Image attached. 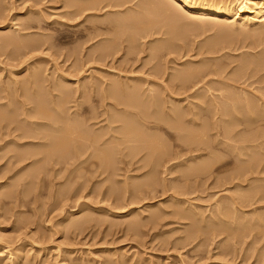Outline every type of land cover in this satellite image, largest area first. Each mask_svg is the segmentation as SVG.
I'll return each mask as SVG.
<instances>
[{
	"label": "rangeland",
	"instance_id": "rangeland-1",
	"mask_svg": "<svg viewBox=\"0 0 264 264\" xmlns=\"http://www.w3.org/2000/svg\"><path fill=\"white\" fill-rule=\"evenodd\" d=\"M149 1L150 0H148V2ZM228 1H231L232 4H244V1L242 0ZM148 2L147 0H137L136 3L135 0L134 3L133 0L131 2L132 4L128 7H124L126 5H123V7L118 5L109 6L110 8L107 6L101 9L103 11H94L95 16L92 18L90 17V19L94 18L95 20H100L101 17H103V19L104 17H106L110 20H113L112 17L117 15L115 16L117 20L115 18L113 22H110L111 25L110 23L108 25L103 24L99 29L97 28L98 30L96 29V32L100 33V36L97 37L98 39L95 38L93 39V41L91 40L92 42L87 41V43L89 42L88 44L86 42L83 43L82 45H84L85 47L83 46L84 49L79 52L80 48L78 47V43L82 42L85 37L79 38L76 36V34H74L76 27L70 28L63 24L61 25L60 22L63 20L61 19L62 12L64 11V8H62L63 0H0V19L4 21L3 22L2 20H0V31L2 30L0 32L1 34H4L5 32L6 34L11 33V30H13V28H19V26L17 27V25H23L25 27V25L22 23L24 22L27 25L26 21L30 20L31 24L28 22L30 24L27 26L28 29H24V27L22 26L23 28H20V30L22 29L20 33L30 32L29 35L31 34V37L40 35H44L45 37L48 36V38H50L49 41L51 42L50 43L48 41L50 45L45 43L44 46L39 48L38 50H32L33 53L29 54L27 52V54L25 55L27 59L23 55L25 61L23 60V57L21 58L22 61H7L6 57H4L5 55L1 54L0 61L2 62L0 63V68L2 72L0 70V78L1 80H4L3 82L7 81L5 83L9 84L11 82L8 83V80H17V78L20 80L21 78H24L26 75H28V73L34 66L37 68L39 66L40 69L42 68V76L44 74L46 75V83H51L53 79L55 80L60 78V80L58 81L63 80L68 83L69 86L74 87L78 85L76 87L80 88L82 87V84L83 86H85L86 84L89 85L91 83H93V87L91 88H99L98 83L104 80L102 84L104 86L105 80H112V77L114 78L113 80L115 82H117V77H121L120 79L122 80L124 76V78H140L141 80L146 78V81H141L145 83H142L143 88H148V86L150 87V85H152L155 81L156 85L153 84L151 86L152 88H154V90H152L158 93L161 89H163V93L161 91L158 94L160 97L163 96L164 100L167 101L166 104L163 103L165 104L164 106L168 105L169 108L172 105H174L175 107L179 105L178 107L179 109H181L180 112H184L182 113L183 116L180 115L181 118L179 116L177 117L179 118V120H177V118L175 119V121L177 122L173 120V122L178 125L177 129H179V131L181 132H191V134L195 132L196 135H198L199 137L201 136L200 138L202 145L200 143L199 147L206 149H203L201 152L194 151L191 154L188 151V148L183 145V143L177 138V135L174 134L173 130L168 129V132L172 133L168 134V132L165 133L160 129L158 130V128H150L151 126L147 124L146 126H149V128L145 127L144 132L147 131V134L152 133L153 135H157L162 146H167V150L170 149L169 151L173 150V152H177L178 155L180 154L179 157L173 160L174 162L172 160H170L169 163L166 162L167 165H165V169L167 171L164 169V166L163 168H161L162 165L158 167V169H164V172L163 170L161 171L160 169H157L159 172L161 171L160 173L158 172L159 174L156 173L158 174L160 180L159 184L157 185L158 187L152 186V188H154L152 189L149 187L150 185L147 187L144 185V183L147 182V180H149V178L151 177L149 175H152L149 174L152 172V170H150L151 165L148 164L149 166L146 167L147 165L144 162L143 154L145 152L139 153L140 155H137L135 159L129 161V163H116L114 166L116 168H111L114 174L111 172V170L109 171L111 174L109 172L101 174L99 173V171H97L96 173L97 168L95 166L92 167L91 165L87 166V164H83V166L77 168L78 170H74L76 175L73 173L72 176H70L72 177L70 179L68 177V171L73 168L72 166L67 167L63 165H55V167H53L51 165L48 166V164H45V167L42 168L43 170L38 173V175L36 174V177L38 176V179L35 177L34 179H32L33 177H28L31 174L30 172H32L31 170L35 168V162H32V160L30 159L31 161L25 160L26 162H17V164L12 162L11 159L7 160V157L12 155L11 153H13V151L9 152L8 150H13V148L15 147L14 144H9V149L6 148L7 146L5 148L3 147L4 149L0 148V170L2 169V171H0V177L2 176L0 179V185H3V190L0 189L2 191H0V194L4 193V191H6L8 187H10L8 189H14L16 191H11L10 193L12 195L10 194L9 198L8 196L6 198L2 197L3 199L0 197V264H264V195L262 194L264 193V68L255 67V70L253 69L254 67L252 68L247 66L243 70H237L242 64L240 63L242 62L241 59L244 63L246 60L249 62L250 58V61L255 60L257 58L256 55H263L264 38L262 39V44L259 43L258 45L253 46L251 38L252 36L253 38H255V35H257V37L259 35L264 37V26L250 28L247 30L245 29L246 32L244 30L242 32L240 30L236 31H240V33H244L246 34V36H248L249 34L248 37H251V45H249L250 42L248 41V37H246L248 40L241 37L245 41L249 42L243 43V40H241V38L240 41H236V37L233 36V40L232 35H234L235 32L231 34V36L225 35L226 32L232 31V25L229 24L230 21H221L217 19L216 22V20L210 21L207 18L201 19L202 22H200L199 18L193 19L195 21V24L197 21L198 25L194 26L193 22L192 25L189 26V29L188 25H186L184 28L188 29V31L190 32L183 29V31H185L184 33H182L183 36L178 35L181 33L175 31L177 32L176 39V35L174 34V32L171 34L155 33V35L142 37L139 39L137 36H135L137 38L133 37V39L135 40L130 43L128 42V36L129 34L134 33V24H132L131 16L128 15H131L132 10L138 9L137 4L142 7L141 12H144V8L146 10L147 7H150V5H148ZM103 4L105 3L103 2ZM103 4L101 3L100 5ZM144 4H147V7H143ZM118 8L124 9H122L121 11ZM105 10L108 11L110 15H108V13H105ZM129 10L131 11V13ZM115 11L119 12V14H117V12ZM2 14H4V17L2 16ZM133 14L137 18H142L141 15L143 13H140L141 15L138 13L140 17L136 13ZM35 18L37 19L35 22H33ZM124 18L127 19V21H125L129 24H127L126 22L124 23ZM189 18L186 19V21L188 20L187 22H189ZM120 19H122L123 23L126 25H123L122 20L119 22ZM37 20L40 21H38V24L36 25ZM115 21L119 23H117L116 25V23L114 24ZM85 24L88 23L85 22ZM200 24H204L202 25L203 27ZM118 26L120 27V30ZM116 28L119 31H117ZM191 28L194 29L192 30ZM219 28L221 29V31ZM114 31L116 32L114 33ZM250 34H252V36H250ZM108 35L118 37L119 41L121 42L119 47L123 46V48L125 49L121 47V49L118 51L119 54H115L116 56L114 55L115 57H113L112 59L110 57L107 58L106 61L102 64L99 62V64L91 63V65L90 63H87L88 65H86L85 63V68L83 66V68H81L82 70H79L80 68L77 66L78 71H76L77 67L75 66V64L80 65V63L82 64L85 61L80 60V63L76 62H79V59L81 58L85 59V57L83 58V56H85V52L89 51V46H93V43L94 45H96L97 42L98 44L101 41L104 42V37ZM179 36L181 37L179 38ZM228 36L230 37V41L228 40ZM224 37L228 41L225 40ZM169 39L170 41L173 40V43L170 44H173V50L175 52H173V50L169 52H167L168 50H162V52L160 51L161 53H156V51L154 52V50H152L154 46L158 45L159 43L161 44L162 41H169ZM213 42H215V44H213ZM132 43L134 44V51H132L133 53L130 56L128 55V57L123 55L126 54L125 51H128V48H131V46H133ZM126 45L128 48H126ZM210 46H212L213 49ZM76 47L78 48V51H76ZM86 47L87 50H85ZM135 47H137V49ZM0 51L3 52L1 48ZM67 54H70L71 56H68ZM156 54L159 55L155 57ZM5 61L8 64H5ZM203 62L208 66L206 67L207 69H205L204 75L202 74L201 78L203 79H201L200 81L198 80V82L195 81L196 84H193L194 87L189 86L188 89L190 91L187 89V91L183 90L184 92H182L181 89H178L176 87L178 86V83L173 80V74L179 72L180 69L181 71H184V69H188L189 66H198V64ZM152 64H157L160 65L159 67H162V70L160 71L162 75H160L159 73L158 76L157 74L156 76H154V73L152 71ZM2 66L6 69L2 68ZM12 66H14V68ZM73 66L76 68H74ZM150 67L152 68V70ZM234 70H236L237 74ZM9 71H14L13 73H15L12 76L9 75V77L11 76L12 79L8 78L7 74ZM63 74L65 76L64 78L59 77L63 76ZM150 74H152V78L150 77ZM116 75L119 76L116 77ZM153 76L155 77L154 79ZM6 78L8 79L6 80ZM66 78H68L69 80L66 81ZM101 78L104 79L102 80ZM120 79H118L119 82H121ZM137 79H132L131 83H133V80L136 81ZM75 80L79 82H74ZM107 80L106 83L108 82ZM139 81L137 80L136 82L139 83ZM54 82H56V80ZM88 82L90 83L88 84ZM148 82L153 83L149 84ZM165 83L168 85H166ZM174 83L176 84V86ZM87 85L83 87L84 91H86V88L89 89L90 86H92V84L89 86ZM172 85H174V87H172ZM10 86L13 87V85ZM166 86L167 88H169V86L172 87L171 89L174 88V91L170 89L172 92L171 93L170 90L167 89L169 90L167 92ZM177 89L181 92H179ZM242 90H244L245 92H242ZM170 93L173 94V98ZM176 93H178V96H175ZM28 94H30V92ZM77 94L78 93H76L75 95V99L77 97ZM167 94L168 96H166ZM243 94H246V99H250L253 97L252 100L250 99V104L253 105V108H250L251 110L255 109L254 112L248 111L250 108H246V106L244 105H241L242 107L240 106V103L242 104L243 102ZM99 96L100 95H94L91 96L90 99L88 98V101L91 100V103L88 102V104H92L96 108L95 110L98 111H96L98 115L102 113L99 111H102L103 109L108 110V113H112V115L114 114V112L116 116H119L117 115L118 113L121 116L123 115V112H119L117 109V107L120 105H117V107H115L114 103H112L113 99L112 101H110L109 99H105L104 101H102ZM235 97L236 99H233ZM79 99L81 98L79 97ZM79 99L77 98V100ZM101 101L102 104L100 103ZM171 103L173 104L169 105ZM174 103L177 104L175 105ZM237 104L240 106L239 109L242 111L238 109ZM256 104L257 106H255ZM73 105L74 104L72 101V107L70 108H74ZM97 106H99V108ZM108 107L114 109V112L113 110L109 111ZM178 107L176 108L178 109ZM15 108H17V105L15 106ZM118 108L122 109L123 107L120 106ZM243 108L246 109V112H251L252 114L246 113ZM151 109L154 111L153 106H149V109L144 110V112L147 111L145 113H148L147 115H149V113H152ZM72 110L73 109H70L69 112H71ZM115 110L118 111V113ZM136 112L137 110H134L132 113L135 114ZM102 115L105 116L106 114L103 113ZM102 115L100 114L101 118H103ZM125 115L126 114L124 113L123 117ZM129 116L126 115L125 118ZM183 117L186 120L183 119ZM129 118H131V116ZM192 118H195L196 120ZM98 119L97 121L95 120L96 125H92L91 127H89V129L94 130V132L96 133H98V131L100 130H98L99 127L101 128L106 125L105 120L102 122ZM250 122L251 124L248 125ZM180 123L181 125H179ZM229 124H231L230 127ZM102 129L104 130V128ZM260 135H262L263 137H261ZM251 137H254L252 139H255L256 141L251 140ZM167 141L168 143H166ZM20 147L19 148L21 150L25 146ZM19 148L15 147L14 152H19ZM179 151H181V153ZM242 152L244 155L242 154ZM6 153L8 154L6 155ZM237 153L240 154L238 155ZM196 155L200 157H196ZM237 156L239 157L238 159ZM211 162L213 164L211 166L212 168L210 167V170L209 172H206V175L201 174L203 176L199 175V177L198 175H196L195 177L197 178H195L193 174H191L193 175V177L187 175L190 174L188 173L189 171H186L187 168L185 169L187 165L190 167L191 165L198 166V164L201 165L202 163L205 164ZM41 164L40 166H42ZM246 165L248 167L251 166L252 170H243L246 172L245 173L242 171L243 176L245 175L244 178L243 176H238V174L235 172L237 170L236 168L240 166H242L243 168H248ZM46 166L48 167V169ZM169 166L173 167L169 168ZM65 167H67L68 169H66ZM50 169L52 170V173L49 172ZM168 169H172V172L170 171L172 174ZM183 169L184 171H186L184 173L188 178L182 177L184 175ZM91 170L95 171L92 172ZM231 171L233 172V174ZM86 172H88V174ZM59 173L63 174L60 175ZM78 175L80 176L77 177ZM234 175H237L238 177L236 176L235 178ZM41 176L43 179L41 178ZM76 178L78 179V181H76ZM107 178L110 180H108ZM83 179L85 182H83ZM7 181H9L10 183ZM29 183H31L32 185ZM139 184H143L144 186L136 189V185L139 186ZM4 186L6 187L4 188ZM108 187H111L110 190L115 188L114 190H116L118 193L120 190H122V192L120 191V197L117 194L115 196L116 191L111 193L109 191H106L109 189ZM27 188H29V191ZM134 189H136L135 192L133 191ZM261 189L263 192L261 191ZM124 190L126 191L124 192L121 199V194ZM254 190H257L256 192L261 191L262 193L259 192L258 194H255ZM74 191L76 194L74 193ZM246 191L250 192V194L254 191L251 196L249 195V199L247 198L248 192ZM242 193L246 196L240 195ZM253 194L255 195L253 196ZM10 196H12L13 198ZM232 200H235L234 202H236L234 203V205L231 204ZM238 200L240 203L238 202ZM230 204L234 208L231 207ZM174 208L178 214L175 213ZM70 212H73L72 220L78 218L80 219L88 215L92 218L89 222H86L82 226L74 229L71 224L72 220H66ZM89 216L88 218H90ZM135 220L138 224L136 228H132L130 226L131 222ZM59 222H61V224H59ZM210 225L211 227H209V230L207 229L206 232L205 228ZM221 225L226 227H223ZM72 228L75 230V232Z\"/></svg>",
	"mask_w": 264,
	"mask_h": 264
},
{
	"label": "bare ground",
	"instance_id": "bare-ground-1",
	"mask_svg": "<svg viewBox=\"0 0 264 264\" xmlns=\"http://www.w3.org/2000/svg\"><path fill=\"white\" fill-rule=\"evenodd\" d=\"M4 1V0H3ZM133 0H63V3H62V8H64L63 12H62V18L63 19L60 23L61 25H65L67 27H76L75 28V31H74V34H76L77 37L79 38H82V37H85V39L82 41V42H79L78 43V47L80 48L79 52H81L84 45H82L83 43H87V41H93V39L97 38L98 36H100V33L99 32H96L100 27L101 25L105 24V25H108L110 22H113V20L116 18L115 16H113V20H110L109 18H106L104 17H101L100 20H95L94 18L93 19H90V17H94L95 16V13L94 11H103L101 10L103 7H109V6H122L123 5H126L124 7H128L130 6L132 3ZM233 1V0H232ZM244 1V4L243 5H239V4H232L231 1H228V0H150L148 2L149 3L148 5H150V7L148 8L147 7V4L143 7H147L146 10L144 8V12H141V9L142 7L139 6L137 4V7L138 9H134L132 10V13L131 15H128V16H131V19H132V24L131 26L134 27V33L132 34H129V41L128 42H132L133 40V37L137 36L138 39L139 38H142V37H147V36H152V35H155L158 34V33H173L176 35L177 32L181 33V34H178V35H182V33H184L185 31H183V29H185L186 31H188L189 29V26L193 25L197 26V21H196V24H195V21L193 19L195 18H199L200 19V22L201 19H209L210 21L212 20H216L217 22V19L219 20H226V21H230L229 24L232 25V31L230 32H226L225 35H229L231 36V34H233L234 32V35H232V37H236V41H240V38H244L246 40H248L246 37L249 36H246V34H242L240 33V31L242 32L243 30L245 31V29H250V28H256V27H260V26H264V0H242ZM103 2L105 4H103ZM238 2V1H237ZM4 3V2H3ZM103 4V5H100V4ZM134 3H135V0H134ZM136 3H137V0H136ZM143 4V3H142ZM141 4V5H142ZM136 5V4H135ZM36 6V4H35ZM152 6V7H151ZM154 6V7H153ZM7 7V6H6ZM136 7V6H134ZM13 8V7H12ZM41 8V7H40ZM110 8V7H109ZM119 10L122 11V9L118 8ZM1 10V9H0ZM55 10V9H54ZM118 10V11H119ZM3 11V10H2ZM5 11V9H4ZM124 11V10H123ZM127 11V10H126ZM33 12V11H32ZM105 13H108V11H104ZM117 12V11H115ZM114 12V13H115ZM8 13V12H7ZM61 13V12H60ZM128 13V14H130ZM133 13H136L138 15V13L142 16V18H137L135 17V15ZM1 14V12H0ZM44 14V13H43ZM113 14V13H112ZM117 14H119V12H117ZM121 14V13H120ZM103 15V14H102ZM105 15V14H104ZM108 15H110L108 13ZM106 15V16H108ZM114 15V14H113ZM134 15V16H132ZM2 16L4 17V14H2ZM33 16V15H32ZM37 16V15H36ZM41 16V15H40ZM122 16V15H121ZM123 16H124V13H123ZM139 16V15H138ZM191 16V17H190ZM44 17V16H43ZM140 17V16H139ZM189 18V22L186 21V19ZM194 17V18H193ZM2 18V17H1ZM6 18V17H5ZM3 18V19H5ZM15 18V17H14ZM13 18V19H14ZM40 18V17H39ZM98 18V17H97ZM106 18V19H105ZM119 18H120V15H119ZM118 18V19H119ZM192 18V20H191ZM11 19V18H10ZM16 19V18H15ZM37 18H35L33 20V22L36 21ZM43 19V18H42ZM60 19V18H59ZM109 19V20H108ZM197 19V20H199ZM2 20V19H0ZM17 20V19H16ZM29 20V19H28ZM103 20H107V21H103ZM117 20V18H116ZM122 19L119 20V22L121 21ZM127 21V19L124 18V23ZM218 20V21H219ZM3 21V20H2ZM38 21L40 20H37L36 22V25L38 24ZM129 21H130V18H129ZM191 21V22H190ZM4 22V21H3ZM27 22V25L26 23H22L25 25V27L23 25H17V27L19 26V28H13V30H11V33H7L6 32H2L4 34H1L0 33V48L3 52L0 51V55L1 54H4L7 59V61H15V60H21V58L23 57V55L25 56L27 54V52L30 54V53H33V51H35L36 49L38 50L39 48L43 47L45 43L49 44V39L48 36H36V37H31L29 35L30 32H26V33H20V31H22V29L20 30V28H23L24 29H28L27 26L31 24V21H26ZM30 24H29V23ZM88 23V24H85ZM119 22H114V24L116 23H119ZM207 22V21H206ZM40 23V22H39ZM83 23V24H82ZM122 23H123V20H122ZM123 25H126L124 24ZM127 23V22H126ZM143 23V25H142ZM205 23V22H204ZM208 23V22H207ZM227 23V24H228ZM57 24V23H56ZM82 24V25H81ZM129 24V23H127ZM141 24V25H140ZM226 24V25H227ZM10 25V24H9ZM60 25V24H59ZM111 25V23H110ZM109 25V26H110ZM186 25H188V29L184 28ZM201 26L204 25V24H200ZM213 25V24H212ZM23 26V27H22ZM122 26V25H120ZM14 27V25H13ZM105 27V26H104ZM114 27V26H113ZM112 27V28H113ZM116 27V26H115ZM119 27V26H118ZM124 27V26H122ZM193 27V26H192ZM203 27V26H202ZM98 28V29H97ZM111 28V27H110ZM127 28V27H126ZM206 28V27H205ZM224 28V27H223ZM222 28V29H223ZM238 28H243L242 30L241 29H238ZM263 28V27H262ZM23 29V30H24ZM39 29V28H38ZM97 29V30H96ZM106 29V28H105ZM123 29V28H121ZM128 29V28H127ZM192 30L194 28H191ZM204 29V28H203ZM220 29V28H219ZM226 29V28H225ZM113 30V29H112ZM117 30V28H116ZM119 30H120V27H119ZM117 30V31H119ZM163 30V31H162ZM229 30H230V27H229ZM237 30H240L238 32H236ZM253 30V29H251ZM2 31V30H1ZM0 31V32H1ZM177 31V32H175ZM221 31V29H220ZM228 31V30H227ZM24 32V31H23ZM113 32V31H112ZM116 31H114L115 33ZM129 32V30H128ZM127 32V33H128ZM132 32V31H131ZM190 32V31H188ZM246 32V31H245ZM126 33V34H127ZM104 34V33H103ZM173 34V35H174ZM224 34V33H223ZM238 34V35H237ZM29 35V37H28ZM102 35V34H101ZM128 35V34H127ZM174 35V36H175ZM35 36V34H34ZM51 36V35H50ZM124 36V35H122ZM163 36V35H162ZM170 36V35H168ZM167 36V37H168ZM228 36V37H229ZM250 36H252V34H250ZM256 37L253 38L252 36V46L253 45H258L259 43H263L262 42V39L264 38L263 36L259 35L257 37V35H255ZM53 37V36H52ZM135 37V38H137ZM172 37V36H170ZM177 35L175 36V39H176ZM181 36H179L180 38ZM227 37V36H226ZM234 37H233V40H234ZM239 37V38H238ZM105 39L103 40L104 42H97L96 45H94L93 43V46L90 45L88 48L89 51L85 52V56H83V58L85 57V59H79V62H76V63H80L81 61H85L83 62L82 64L80 63V65H77L75 64V66L79 67L80 69L79 70H82L81 68H83V66L85 65H88L89 63L93 64V63H98L99 62L102 64L106 61L107 58H113L115 57L116 55L115 54H119L118 51L121 49V47L123 48V46L119 47L120 46V41L118 39V37L116 36H106L104 37ZM126 38V37H125ZM166 38V37H165ZM243 40V43H246V42H250V38L248 41H245L244 39ZM55 39V38H54ZM98 39V38H97ZM160 39V38H159ZM173 39V38H172ZM217 39V38H216ZM225 40H227L225 37H224ZM78 40V39H76ZM101 40V39H100ZM120 40H121V37H120ZM179 40V39H178ZM177 40V41H178ZM182 40V39H181ZM220 40V39H219ZM230 41V37L228 39ZM227 40V41H228ZM232 40V41H233ZM264 40V39H263ZM49 41V42H48ZM57 41V40H56ZM91 41V42H92ZM152 41V40H151ZM173 41V40H172ZM172 41H169L166 40V42H161V44L159 43L158 45L154 46L152 48V50H154V52L156 51L157 52H162V50H168L167 52L169 51H172L173 50V44H170V43H173ZM226 41V43H227ZM77 42V41H76ZM96 42V41H95ZM123 42H127V41H123ZM136 42V41H135ZM248 42V43H249ZM51 43V42H50ZM53 43V42H52ZM89 43V42H88ZM87 43V44H88ZM151 43V42H150ZM156 43V42H155ZM176 43V42H175ZM211 43V42H210ZM217 43V42H216ZM247 43V44H248ZM133 44V43H132ZM213 44H215V42H213ZM234 44V43H233ZM50 45V44H49ZM136 45V44H135ZM177 45V44H176ZM181 45V44H180ZM251 45V42L250 44ZM92 46V47H91ZM125 46V45H124ZM227 46V45H226ZM50 47V46H49ZM85 47V46H84ZM88 47V46H87ZM87 47L85 48V50H87ZM134 47V44L133 46H131V48H128L127 45H126V48H128V51L125 53L126 54H123L125 56L128 57V55L130 56L134 51L133 48ZM177 47V46H176ZM209 47V46H208ZM212 49L213 47L210 46ZM77 48V47H76ZM137 49V47H135ZM210 48V49H211ZM35 49V50H34ZM55 49V48H54ZM125 49V48H123ZM130 49V50H129ZM177 49V48H175ZM33 50V51H32ZM72 50V49H71ZM31 51V52H29ZM78 51V48L77 50ZM39 52V51H38ZM78 52V53H79ZM149 52V51H148ZM152 52V51H151ZM160 52V53H161ZM173 52H175L173 50ZM263 52V51H262ZM53 53V52H52ZM60 53V52H59ZM73 53V52H72ZM75 53V52H74ZM164 53V52H163ZM166 53V52H165ZM171 53V52H170ZM28 54V56H29ZM66 54V53H65ZM77 54V52H76ZM250 54V53H249ZM259 54H262V53H259ZM68 55V54H67ZM70 55V54H69ZM68 55V56H69ZM74 55V54H73ZM84 55V54H83ZM115 55V56H114ZM122 55V57H123ZM159 54H156V56H158ZM162 55V54H161ZM247 55V54H246ZM251 55V54H250ZM71 56V55H70ZM75 56V55H74ZM79 56V54H78ZM26 57V56H25ZM132 57V56H131ZM152 57V56H151ZM250 57H253V56H250ZM257 57V58H256ZM256 59L253 60V61H250L249 62L246 60L244 63H243V60L241 59L242 63L240 65V69L238 68L237 70H243L244 68H246L247 66L248 67H254L253 69L256 68H264V53L263 55L261 56H257L256 55ZM154 58V57H153ZM242 58V57H241ZM244 58V56H243ZM27 59V57H26ZM124 59V58H123ZM23 60H24V57H23ZM81 60V61H80ZM245 60V59H244ZM16 61V62H17ZM25 61V60H24ZM110 61V59H109ZM204 61V60H203ZM2 61H0L1 63ZM6 62V61H5ZM169 62V61H168ZM10 63V62H9ZM88 63V64H87ZM127 63V62H126ZM155 63V62H154ZM5 64H8L7 62ZM35 64V63H34ZM91 64V65H92ZM112 64V63H110ZM115 64V63H114ZM117 64V63H116ZM133 64V63H132ZM1 65V64H0ZM11 65V64H10ZM39 65V64H38ZM153 65V64H152ZM155 65V64H154ZM153 65V70L151 68V70L153 71L154 73V76H158V74L160 73V71L162 70V67H159L160 65ZM239 65V64H238ZM9 66V65H8ZM107 66V64H106ZM109 66V65H108ZM6 67V66H5ZM14 68V66H12ZM41 67V65H40ZM74 67V66H73ZM74 67V68H76ZM78 67L76 68V71H78ZM98 67V66H97ZM115 67V66H114ZM206 67L207 64L206 63H200L198 64V66H189L188 69H184V71L180 69L179 72H176L175 74H173V80L176 81V83H178L176 86L178 89H181L182 92H184L185 90L187 91V89L189 88V86H193V84H196V82H198V80L200 81L202 77V74L204 75L205 73V69H207ZM2 68H4L2 66ZM32 68V67H31ZM85 68V66H84ZM118 68V67H117ZM128 68V67H127ZM161 68V69H159ZM6 69V68H4ZM10 69V68H8ZM42 69V68H41ZM41 69L37 67H33L30 72L28 73V75H26L24 78H21L20 80L17 78V80H11V76L15 73H13L14 71H9L8 72V78H11L9 81L8 80V83H5L3 82L4 80H1L0 78V148H8V146H10L9 144H14L16 148H19L20 146H25L24 148H22L20 150V148L18 149L19 152H14V148L13 150H8L9 152L10 151H13V153H11L12 155H10L9 157H7V160L11 159L12 162L14 163H21L25 160H32V162H35L36 166L34 165V169L31 170L32 172H29L27 177L28 178H32L34 179L37 178L38 179V176L36 177V174L38 175V173H40L45 167V164L48 166H53L55 167V165H63V166H72L73 168H71L68 172V177L71 179L72 177V174L74 173L75 174V171L77 168H79L80 166H83V164H87V166L91 165L92 167L95 166L97 169H96V173L97 171H99V173H106V172H109L111 170V168H116L114 167L115 164H119V163H129V161L135 159V157L137 155H140L139 153H142V152H145L143 154L144 156V162L146 167H148L150 164L151 165V169L152 172L149 173V174H152V175H149L151 176L149 178V180H147V182L144 183V185L147 187L149 186L150 188H152V186H156L158 187L157 185L159 184V176L158 174L163 170L164 172V169H165V165H167V163H169L170 160H175L177 157H179L178 153L177 152H173L172 151H169L170 149L167 150V146H162L161 143L159 142V137H157V135H153L152 133H148L147 134V131L144 132V128L147 127L146 125L149 124L151 127L150 128H158V130H162L163 132H168V129L170 130H173L174 131V134L177 135V138L183 143V145H185L187 148H188V151L192 154V152H197V151H202L203 149L206 150L205 148H202V147H199L200 143L202 145V142H201V136L199 137L198 135L195 134V132L193 134H191V132H181L179 131V129H177V126L173 120L175 121V119L179 116L181 118V116H183L182 113L184 112H180L181 109H179V105L176 106L178 107V109L172 105L173 103L169 104V105H172L171 107L168 108V105L164 106L167 101L164 100L163 96L160 97L158 93H160L162 91L163 93V89L160 90V92L156 93V91L154 92V88H152L151 86L153 84H155V81L154 83H149V84H152L150 85V87L148 86V88H143L142 87V83L144 81H146L145 79L141 80L140 78V81L139 79L137 78H124V82H123V79L121 80L120 78L121 77H117L119 75H116L117 77V82H115L112 77V80H107L108 82L106 83V80H105V85L103 86V82H104V78L102 79L103 81L98 83V84H95V85H98L99 88H91L93 87V83L92 86H90L89 89H85L86 91H84L83 87V84H82V87H72V86H69L68 83H66L65 81L61 80V81H58L60 80V78H57L58 79H55L56 82H54L52 80V82H48L46 83L47 79H46V75L43 77L42 76V72H41ZM129 69V68H128ZM210 69H211V66H210ZM1 70V68H0ZM12 70V69H10ZM57 70V69H56ZM103 70V69H102ZM175 70V68H174ZM250 70V69H249ZM256 70V69H255ZM58 71V70H57ZM75 71V69H74ZM129 71V70H128ZM151 71V72H152ZM235 73H236V70H234ZM245 71V70H244ZM2 72V70H1ZM94 72V71H93ZM164 72V71H162ZM238 72V71H237ZM240 72V71H239ZM60 73V72H59ZM77 73V72H76ZM102 73V72H101ZM100 73V74H101ZM141 73V72H140ZM149 73V72H148ZM173 73V72H172ZM231 73V72H230ZM234 73V74H235ZM241 73V72H240ZM243 73V72H242ZM61 74V73H60ZM66 74V72H65ZM106 74V73H105ZM111 74V73H110ZM118 74V73H117ZM216 74V73H215ZM237 74V73H236ZM6 75V76H7ZM9 75H11L9 77ZM62 75V74H61ZM77 75V74H76ZM107 75V74H106ZM128 75V74H126ZM151 78H152V74H150ZM160 75H162L160 73ZM159 75V76H160ZM208 75V74H207ZM240 75V74H239ZM1 76V75H0ZM67 76H70V75H67ZM73 76V75H72ZM102 76V75H101ZM153 76V79L155 78ZM171 76V75H170ZM61 78H64V74L63 76H59ZM104 77V76H103ZM108 77V76H107ZM168 77V76H167ZM235 77V76H234ZM5 78V77H4ZM6 78V80L8 79ZM14 78V77H13ZM69 78V77H68ZM68 78H66V81L69 80ZM72 78V77H70ZM109 78V77H108ZM157 78V77H156ZM160 78V77H159ZM85 79V78H84ZM91 79V78H90ZM111 79V78H110ZM121 80V82H119V80ZM132 79H137L139 81L136 82L133 80V83H131ZM160 80V79H159ZM50 81V80H49ZM89 81V80H88ZM101 81V80H99ZM143 81V82H141ZM54 82V83H53ZM71 82V81H70ZM74 82H79L77 80H75ZM82 82V81H81ZM93 82V80H92ZM96 82V80H95ZM98 82V81H97ZM136 82V83H135ZM141 82V83H140ZM85 83V82H84ZM90 82H88L89 84ZM163 83V82H162ZM200 83V82H199ZM89 84V85H91ZM101 84V85H100ZM145 84V83H143ZM147 84V85H149ZM158 84V83H157ZM160 84V83H159ZM164 84V83H163ZM166 84V83H165ZM172 84V83H170ZM10 85H13V87H11ZM87 85V86H89ZM94 85V86H95ZM146 85V86H147ZM156 85V84H155ZM168 85V84H166ZM180 85V86H179ZM81 86V85H79ZM159 86V85H157ZM172 87H174V85H172ZM172 87L169 86V88H167L166 86V90L167 89H171ZM165 88V87H164ZM83 89V91H82ZM153 89V90H152ZM174 89V88H173ZM171 89V90H173ZM177 89V90H178ZM167 90V92L169 91ZM170 90V92H171ZM184 90V91H183ZM189 90V89H188ZM207 90V89H206ZM235 90V89H234ZM78 91V92H77ZM174 91V90H173ZM176 91V90H175ZM179 91V90H178ZM176 91V92H178ZM179 91V92H181ZM190 91V90H189ZM227 91V90H226ZM30 92V94H28ZM154 92V93H153ZM178 92V93H179ZM242 92H245L244 90H242ZM77 94V97L75 99V95ZM172 93V92H171ZM170 95L172 96L173 98V94ZM176 93L175 96H178ZM237 93V92H236ZM239 93V92H238ZM249 93V92H248ZM252 93V92H251ZM169 94V93H168ZM168 94L166 96H168ZM183 94V93H182ZM195 94V93H194ZM198 94V93H197ZM228 94V93H227ZM94 95H100L99 97L101 98L102 101H104L105 99H109L110 101H112V103H114L115 107H117V105H120L121 107H123L122 109L118 108L120 106L117 107L118 111L119 112H123V115L124 113L126 115H130L131 118L127 117L125 118V116L123 117V115L121 116L118 111H116L117 115L119 116H116L115 115V112H114V109H111V107L109 109V111L113 110L115 116L112 115V113H108V110H103L102 111H99V112H102L100 113L101 115L104 113L106 114L105 116H103V118L100 117V114L98 115L97 114V110H95L96 108L92 105V104H88V98L90 99L91 96H94ZM242 95V94H241ZM240 95V96H241ZM244 95V94H243ZM252 95V94H251ZM86 96V97H85ZM205 96V95H204ZM229 96V95H228ZM246 94L242 97V104L240 103V106L244 105L246 106V108H250L252 107L253 108V105L250 104V101L252 100V98L250 99H246L245 98ZM260 96V95H259ZM79 97L82 99H79ZM98 97V98H99ZM247 97V96H246ZM256 97V96H255ZM77 98L79 100H77ZM94 98V97H92ZM163 98V99H162ZM241 98V97H240ZM249 98V97H248ZM177 99V98H176ZM196 99V98H195ZM198 99V98H197ZM212 99V97H211ZM233 99H236L233 98ZM245 101H244V100ZM95 100V99H94ZM100 100V99H99ZM115 100V101H114ZM169 100V99H167ZM227 100V99H226ZM232 100V99H231ZM229 100V101H231ZM259 100V99H258ZM73 101V107L74 108H70L72 107L71 106V103ZM97 101V99H96ZM102 101L100 102L102 104ZM172 101V100H171ZM176 101V100H175ZM180 101V100H179ZM178 101V102H179ZM193 101V100H192ZM228 101V102H229ZM71 102V103H70ZM109 102V101H108ZM116 102V103H115ZM170 102V101H169ZM235 102V101H234ZM91 103V102H90ZM111 103V102H110ZM165 103V104H163ZM226 103V102H225ZM237 103V102H236ZM235 103V104H236ZM244 103V104H243ZM256 103V102H255ZM70 104V105H68ZM87 104V105H86ZM96 104V103H95ZM175 104V103H174ZM177 104V103H176ZM175 104V105H176ZM181 104V103H180ZM17 105V108H15V106ZM110 105V104H108ZM112 105V104H111ZM182 105V104H181ZM238 105V104H237ZM236 105V106H237ZM252 105V106H250ZM264 105V104H263ZM14 106V107H13ZM101 106V105H99ZM99 106H97L99 108ZM149 106H153L154 108V111L152 110V113H149V115H147L148 113H145L147 111L144 112V110H147L149 109ZM185 106V105H184ZM240 106L238 105V109L240 108ZM241 106V107H242ZM257 106V104L255 105ZM97 108V109H98ZM113 108V106H112ZM168 108V109H167ZM181 108H184V107H181ZM263 108V106H262ZM70 109H73L71 112ZM244 109V108H243ZM260 109V108H259ZM19 113H18V111ZM136 111L137 112L135 114H133L132 112L133 111ZM150 110V111H151ZM183 110V109H182ZM189 110V109H188ZM240 110V109H239ZM255 109H252L251 108L248 110V111H252L254 112ZM263 110V109H262ZM97 111V112H96ZM184 111V110H183ZM186 111V109H185ZM242 111V110H240ZM239 111V112H240ZM244 111L246 112V109H244ZM243 111V112H244ZM261 111V110H260ZM207 112V111H206ZM262 112V111H261ZM229 113V112H228ZM246 113H251V112H246ZM122 114V113H121ZM192 114V113H190ZM194 114V113H193ZM238 114V112H237ZM247 114V115H249ZM252 114V113H251ZM135 115V117H134ZM181 115V116H180ZM189 115V114H188ZM228 115V114H227ZM235 115V114H234ZM246 115V114H245ZM259 115V114H258ZM134 118H133V117ZM185 116V115H184ZM187 116V115H186ZM253 116V115H251ZM250 116V117H251ZM123 117V118H122ZM193 117V116H192ZM100 118V119H98ZM125 118V119H124ZM230 118V117H229ZM249 118V117H248ZM97 119L99 121H104L105 120V126L103 127H99L98 128V133L94 132V130L92 129H89V127H91L92 125H96L95 123V120L97 121ZM183 119H185L183 117ZM182 119V120H183ZM192 119H195V118H192ZM247 119V118H246ZM177 120H179V118H177ZM186 120V119H185ZM188 120V118H187ZM196 120V119H195ZM194 120V121H195ZM251 120V119H250ZM190 121V119H189ZM232 121V120H231ZM177 122V121H175ZM117 123V124H116ZM151 123V124H150ZM98 124V122H97ZM113 124H116V125H113ZM251 122L248 124L250 125ZM181 125V123L179 124ZM185 125V123H184ZM200 125V124H199ZM202 125V124H201ZM231 124H229V127H230ZM99 126V125H98ZM141 126V127H140ZM142 126H143V130H142ZM153 126V127H152ZM212 126V125H211ZM233 126V125H232ZM236 126V125H235ZM234 126V127H235ZM165 127V128H164ZM187 127V126H186ZM203 127V126H202ZM201 127V128H202ZM104 128V130L102 129ZM149 128V126L147 127ZM181 128V127H180ZM96 129V128H95ZM224 129V128H223ZM149 130V129H148ZM152 130V129H151ZM157 130V129H156ZM181 130V129H180ZM205 130V129H204ZM97 131V130H96ZM261 131V130H260ZM152 132V131H151ZM171 132H168V134H170ZM172 134V133H171ZM259 134V132H258ZM263 134V132H262ZM264 135V134H263ZM261 137H263L262 135H260ZM249 137V136H248ZM258 137V136H256ZM260 137V138H261ZM162 138V137H161ZM252 138L254 137H251V140H253ZM205 139V138H204ZM178 140V142H179ZM255 140V139H254ZM253 140V141H254ZM162 141V140H160ZM175 141V140H173ZM245 141V140H244ZM247 141V140H246ZM256 141V140H255ZM168 143V141L166 142ZM163 144V143H162ZM243 144V143H242ZM164 145V144H163ZM179 146V145H178ZM205 146V145H203ZM254 147V146H252ZM261 147V146H259ZM3 148V149H4ZM166 148V149H165ZM181 148V147H180ZM186 148V150H187ZM230 148V146H229ZM240 148V147H239ZM257 148V146H256ZM2 150V149H1ZM6 150V149H5ZM4 151V150H3ZM2 151V153H3ZM16 151V149H15ZM233 151V150H232ZM7 152V151H6ZM8 152V153H9ZM181 153V151H179ZM188 152V153H189ZM239 152V151H238ZM5 153V152H4ZM6 153V155L8 154ZM234 154V153H233ZM238 154V153H237ZM240 154V153H239ZM238 154V155H239ZM243 154V152H242ZM241 154V156H242ZM183 155V154H182ZM185 155V154H184ZM187 155V154H186ZM244 155V154H243ZM254 155V154H253ZM252 155V156H253ZM3 156V155H2ZM142 156V155H141ZM188 156V155H187ZM251 156V157H252ZM6 157V156H5ZM182 157V156H181ZM196 157H200V156H197ZM250 157V156H249ZM262 157V155H261ZM191 158V157H190ZM239 157L237 156V159ZM192 159V158H191ZM195 159V158H194ZM203 159V158H202ZM253 159V158H252ZM30 160V161H31ZM127 160V161H125ZM205 160V159H204ZM219 160V159H218ZM257 160V159H256ZM215 161V160H214ZM241 161V160H240ZM239 161V162H240ZM249 161V160H247ZM251 161V159H250ZM8 162V161H7ZM26 162V161H25ZM167 162V163H166ZM174 162V161H173ZM204 162V161H203ZM213 162V160H212ZM211 163H200L201 165L198 164V166H186L185 169L188 173L190 174H187V175H190L193 177L198 175H206V172H209L210 170V167L213 165ZM216 162V161H215ZM242 162H245V161H242ZM255 162V161H254ZM9 163V162H8ZM17 163V164H18ZM42 163V164H41ZM166 163V164H164ZM179 163V162H178ZM176 163V164H178ZM249 163V162H248ZM251 163V162H250ZM258 163V162H256ZM31 164V163H30ZM38 164V165H37ZM40 164L42 166H40ZM164 164V165H163ZM173 164V163H172ZM175 164V166H176ZM239 164V163H238ZM254 164V163H253ZM162 165L161 168H163L164 166V169H161L159 168L161 171L159 172L158 170V167ZM245 165V164H244ZM8 166V165H7ZM11 166V165H10ZM119 166V165H118ZM237 166V165H235ZM247 166V165H246ZM253 166V165H252ZM258 166V165H257ZM256 166V167H257ZM12 167V166H11ZM17 167V166H16ZM32 167V166H31ZM47 167V166H46ZM52 167V168H53ZM58 167V166H57ZM61 167V166H60ZM67 167H65L66 169H68ZM173 167V166H171ZM169 166V168H171ZM192 167V168H191ZM248 167V166H247ZM255 167V166H254ZM8 168V167H7ZM6 168V169H7ZM24 168V167H23ZM51 168V169H52ZM59 168V167H58ZM84 168V167H83ZM150 168V167H149ZM168 168V166H167ZM212 168V167H211ZM236 168V167H235ZM5 169V168H4ZM9 169V168H8ZM48 169V167H47ZM50 169L49 172H51L52 170ZM82 169V168H81ZM87 169V168H86ZM92 169V168H91ZM95 169V168H94ZM119 169V168H117ZM158 169V170H157ZM237 169V170H236ZM234 171L238 174V176L240 175L243 176V170H249L251 171L252 170V167H237ZM251 169V170H250ZM45 170V169H44ZM57 170V169H56ZM59 170V169H58ZM75 170V171H74ZM78 170V169H77ZM144 170V169H143ZM166 170V169H165ZM169 172L172 170V169H168ZM261 170H262V166H261ZM264 170V169H263ZM2 171V169L0 170ZM5 171V170H4ZM3 171V172H4ZM24 171V170H23ZM47 171V170H46ZM55 171V170H54ZM62 171V170H61ZM81 171V170H80ZM92 172H94L93 170H91ZM157 171V172H156ZM167 171V170H166ZM184 171L183 169V176L182 177H186L185 176V173L186 172ZM243 171V172H242ZM21 172V171H20ZM44 172V171H43ZM89 172V171H88ZM88 172H86L88 174ZM112 172V170H111ZM159 172V173H158ZM172 172V171H171ZM170 172V173H171ZM232 172V171H231ZM242 172V173H241ZM254 172V170H253ZM252 172V173H253ZM25 173V172H24ZM52 173V172H51ZM55 173V172H54ZM83 173V172H82ZM110 173V172H109ZM108 173V174H109ZM113 173V172H112ZM158 173V174H156ZM169 173V174H170ZM181 173H182V170H181ZM246 173V172H245ZM5 174V173H4ZM47 174V173H45ZM60 174V173H59ZM63 174V173H61ZM60 174V175H61ZM81 174V173H80ZM111 174V173H110ZM114 174V173H113ZM164 174V173H163ZM172 174V173H171ZM193 174V175H191ZM209 174V173H208ZM233 174V172H232ZM235 174V173H234ZM261 174V173H260ZM34 175V176H33ZM51 175V174H50ZM67 175V174H66ZM76 175V174H75ZM83 175V174H82ZM157 175V176H156ZM201 175V176H203ZM254 175V174H253ZM5 176V175H4ZM3 176V177H4ZM40 176V175H39ZM45 176V175H44ZM49 176V174H48ZM57 176V175H56ZM64 176V175H63ZM80 175H78L77 177H79ZM189 176V177H190ZM235 176V175H234ZM237 176V175H236ZM235 176V178H236ZM237 176V177H238ZM245 176V175H244ZM243 176V178H244ZM2 177V176H1ZM0 177V179H1ZM55 177V176H54ZM83 177V176H82ZM81 177V179H82ZM87 177V176H85ZM106 177V176H105ZM109 177V176H108ZM124 177V176H123ZM138 177V176H137ZM230 177V176H229ZM247 177V176H246ZM13 178V177H12ZM26 178V176H25ZM42 178V176H41ZM59 178V176H58ZM61 178V177H60ZM188 178V177H186ZM197 178V177H195ZM24 179V178H23ZM43 179V178H42ZM41 179V180H42ZM67 179V178H66ZM77 179V178H76ZM93 179V178H92ZM106 179V178H105ZM108 179V178H107ZM208 179V178H207ZM228 179V178H227ZM253 179V178H252ZM251 179V180H252ZM263 179V178H262ZM21 180V179H20ZM86 180V179H85ZM104 180V179H103ZM110 180V179H108ZM184 180V179H183ZM231 180V179H230ZM229 180V181H230ZM235 180V179H234ZM232 180V181H234ZM26 181V179H25ZM32 181V180H30ZM44 181V180H43ZM69 181V180H68ZM67 181V182H68ZM71 181V180H70ZM78 181V179L76 180ZM74 181V182H76ZM87 181V180H86ZM112 181V180H111ZM137 181V180H136ZM231 181V182H232ZM264 181V180H263ZM9 182V181H7ZM14 182V181H13ZM64 182V181H63ZM82 182V181H81ZM80 182V183H81ZM83 182L84 179H83ZM132 182V181H131ZM247 182V181H246ZM262 182V181H261ZM10 183V182H9ZM22 183V182H21ZM26 183V182H25ZM36 183V182H34ZM38 183V181H37ZM42 183V181H41ZM88 183V182H87ZM195 183V182H194ZM226 183V182H225ZM16 184V183H15ZM31 184V183H29ZM32 185V184H31ZM36 185V184H35ZM124 185V184H123ZM143 184H139L133 187H135L136 189H139L140 187H143L144 186ZM174 185V184H173ZM240 185V184H239ZM8 186V185H7ZM14 186V185H13ZM28 186V185H27ZM41 186V185H40ZM163 186V185H162ZM6 186H4L5 188ZM26 187V186H25ZM86 187V186H85ZM112 187V186H111ZM111 187L106 190V191H109L110 193L111 192H115L116 190L111 189ZM115 187V186H114ZM236 187V186H235ZM3 188V185H0V189ZM10 188V187H8ZM6 189V191H4V193H1L0 194V197H7L9 198V195L11 194L10 192L11 191H14L16 192L14 189L13 190H10V189ZM17 188V187H16ZM74 188V187H73ZM79 188V186H78ZM128 188V187H127ZM170 188V187H169ZM175 188V187H174ZM239 188V187H238ZM260 188V187H259ZM258 188V189H259ZM25 189V188H24ZM28 191H29V188H27ZM61 189V188H60ZM119 189V188H117ZM136 189H134L133 191L135 192ZM154 189V188H152ZM177 189V188H176ZM257 189V190H258ZM263 189V188H262ZM261 189V191H262ZM3 190V189H2ZM26 190V189H25ZM127 190V189H126ZM124 190L123 193L121 194V199H122V196L124 194V192L126 191ZM253 190V189H252ZM257 190H254L253 192L256 194H258L259 192H256ZM260 190V189H259ZM1 191V190H0ZM27 191V190H26ZM60 191V190H59ZM58 191V192H59ZM67 191V190H66ZM70 191V189H69ZM122 192V190H120ZM119 193L116 191L115 193V196L116 194L119 196L120 195V192ZM139 191V190H138ZM143 191V190H142ZM251 191V190H250ZM2 192V191H1ZM34 192V191H33ZM133 192V193H134ZM248 192V191H246ZM252 192V193H253ZM263 192V191H262ZM261 192V193H262ZM21 193V192H20ZM29 193V192H28ZM75 193V191H74ZM73 193V194H74ZM108 193V192H107ZM138 193V192H137ZM146 193V192H145ZM252 193L250 194V192H248V197H250L252 195ZM66 194V193H65ZM76 194V193H75ZM109 194V193H108ZM107 194V196H108ZM141 194V193H140ZM148 194V193H147ZM253 194V196L255 195ZM264 195V193H262ZM12 195V194H11ZM69 195V194H68ZM113 195V194H112ZM111 195V196H112ZM240 195H244L243 193L240 194ZM250 195V196H249ZM246 196V195H244ZM243 196V197H244ZM12 197V196H10ZM14 197V195H13ZM12 197V198H13ZM17 197V196H16ZM15 197V198H16ZM23 197V196H22ZM106 197V196H105ZM120 197V196H119ZM136 197V196H135ZM19 198V197H18ZM131 198V197H130ZM3 199V198H2ZM105 199V198H104ZM133 199V198H132ZM232 199V198H231ZM239 199V198H238ZM249 199V198H248ZM178 200V199H177ZM229 200V199H228ZM237 200V199H236ZM116 201V200H115ZM130 201V200H129ZM235 201V200H234ZM232 200V203L234 205V202ZM259 201V200H258ZM220 202V201H219ZM239 202V200H238ZM240 203V202H239ZM218 204V203H216ZM220 204V203H219ZM230 204V206H231ZM243 204V203H242ZM173 205V204H172ZM229 206V207H230ZM226 207V206H225ZM233 207V206H231ZM244 207V206H243ZM227 208V207H226ZM234 208V207H233ZM86 210V209H85ZM136 210V209H135ZM134 210V211H135ZM175 210V208H174ZM178 210V209H177ZM225 210V208H224ZM133 211V210H132ZM173 211V210H172ZM92 212V211H91ZM174 212V211H173ZM225 212V211H224ZM232 212V211H231ZM95 213V212H94ZM175 213L178 214L175 210ZM212 213V212H211ZM218 213V212H216ZM242 213V211H241ZM84 214V213H83ZM98 214V213H97ZM132 214V213H131ZM227 214V213H226ZM67 215V214H66ZM82 215V214H81ZM86 216V215H85ZM89 216V215H88ZM88 216L86 217H83V218H78V219H73V212H70L69 213V216L67 217L66 220H72V227L75 228H78L80 226H82L84 223L86 222H89L90 218H88ZM157 216V215H156ZM214 216V215H213ZM235 216V215H234ZM63 217V216H62ZM76 217V216H75ZM140 217V216H139ZM194 217V216H193ZM227 217V216H226ZM233 217V216H232ZM188 218V217H187ZM195 218V217H194ZM219 219V218H218ZM94 220V219H93ZM148 220V219H147ZM195 220V219H194ZM214 220V219H213ZM222 220V219H221ZM63 221V220H62ZM65 222V221H64ZM229 222V221H228ZM91 223V222H90ZM101 223V222H100ZM130 223V222H129ZM196 223V222H195ZM215 223V222H214ZM59 224H61V222H59ZM64 224V223H62ZM102 224V223H101ZM137 222L136 220L135 221H132L131 222V227L132 228H136L137 226ZM190 224V223H189ZM129 226V225H128ZM207 226V225H206ZM216 226V224H215ZM218 226V225H217ZM223 226V225H221ZM230 226V225H228ZM85 227V225H84ZM209 227H206L205 231L207 232V229L209 230ZM223 227H226V226H223ZM222 227V229H223ZM70 229V228H69ZM73 229V228H72ZM73 229V230H74ZM214 229V227H213ZM219 229V228H218ZM137 230H138V227H137ZM195 230V229H194ZM221 231V230H220ZM225 231V230H224ZM75 232V230H74ZM218 232V231H217ZM137 233V232H136ZM212 233V232H211ZM224 233V232H223ZM208 235V234H207ZM213 235V234H212ZM236 236V235H234ZM195 238V237H194ZM213 238V237H212ZM211 239V238H210ZM206 240V239H205ZM3 246V245H2ZM1 247V246H0ZM6 249V248H5ZM21 249V248H20ZM29 253V252H28ZM20 255V254H19ZM16 256V255H15ZM16 259V258H15ZM125 262V261H124ZM111 263V262H110ZM261 263V262H260Z\"/></svg>",
	"mask_w": 264,
	"mask_h": 264
}]
</instances>
